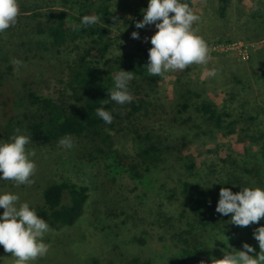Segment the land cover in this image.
<instances>
[{
  "label": "rangeland",
  "instance_id": "rangeland-1",
  "mask_svg": "<svg viewBox=\"0 0 264 264\" xmlns=\"http://www.w3.org/2000/svg\"><path fill=\"white\" fill-rule=\"evenodd\" d=\"M96 1V6L107 4L113 12L105 24L113 41L109 57L116 60L126 52L135 51L139 43L151 47L145 38L154 34V25L135 28V22L142 19V9L147 7V0ZM263 1L229 0L222 15L217 0H192V9L200 17L193 27L209 46V61L207 65L192 64L183 71L165 74L160 83L157 110L143 116L141 123H135L139 134L144 133L142 130L147 127L152 131L153 140L164 144L174 140L179 142L185 137L189 141L187 154L194 158V172L199 176L206 178L213 174L215 179L226 166L223 160L228 156L248 168L260 167L264 174L262 150L245 133L240 137L237 134L228 137L212 134L200 119H195L200 128L191 124V127L181 129L170 122L180 99L174 82L184 74L203 92V98L212 100L219 107L223 104L229 107L233 119H239L243 112L255 116L252 134H264ZM81 4L90 3L86 0H19L18 15H30L31 12L23 13L30 8L33 12L54 15L67 11L80 18L84 15L79 10ZM14 26L0 33V95H3L0 108L5 100L16 113L9 128L5 126L6 119H0V141L5 142L15 129L25 133L26 116L35 113L36 107L28 101L27 91L31 89L38 95H48L63 87L60 80H68L77 55L73 44L56 47L43 41L42 37L23 36ZM34 26V21L30 23L28 19H20V27L24 30L30 31ZM132 31H137L139 38H132ZM17 60L22 63H15ZM211 67L217 69L216 76H204V69ZM243 122H249L245 115ZM204 128L205 133L202 132ZM109 133L121 153L132 156L139 151L138 134L126 130L117 132L116 129ZM243 138L245 141H241ZM72 139L73 147L66 149L57 142L43 143L30 138L26 149L34 150L36 164L32 183L15 185L10 180L0 181V192H14L19 196L17 204L26 201L36 210L43 205L44 189L52 183L68 181L89 188V198L81 217L72 226L50 228L43 237L49 245L47 254L29 264H133V259L150 261V264H174L177 249L173 240L181 229L186 228L187 222L192 221L188 212L185 217L179 215L182 198L177 182L185 174L180 164L170 157L157 168L151 167V172L142 182L135 181L92 144L84 139ZM258 179L248 180L250 185L246 187H264L261 181L257 183ZM257 222H264V217ZM230 224L234 229L235 225ZM253 227L254 224L245 228L238 226L239 243L231 229L217 236L205 231L203 240L212 246L216 259L222 258V249L241 250L242 242L250 244L258 252V242L250 233ZM217 237L224 242L215 240L213 245L211 242ZM13 259L11 253L0 245V264H13Z\"/></svg>",
  "mask_w": 264,
  "mask_h": 264
},
{
  "label": "trees",
  "instance_id": "trees-1",
  "mask_svg": "<svg viewBox=\"0 0 264 264\" xmlns=\"http://www.w3.org/2000/svg\"><path fill=\"white\" fill-rule=\"evenodd\" d=\"M86 1L90 4H81L79 10L84 14H94L98 17V23L90 26H79L80 18L68 14L67 11H60L54 15L33 12L27 8L23 13L31 12L30 15L17 17L14 27H17L19 34L21 31V35L25 37H42L43 41L56 47L73 44L77 48L75 66L70 68L68 80H60L63 87L48 95H38L31 89L27 91L26 97L36 110L30 117L26 116L28 123L24 126L25 133L43 143L58 142L65 135L84 139L97 151L106 154L108 159L135 181L142 182L151 172V167L157 168L170 157L174 158L185 171L184 178L177 182L181 188L182 198V211L179 215L185 217V213L188 212L192 216V221L187 222L186 228L181 229L173 240L177 249L174 264H201V261L210 264L214 253L212 248H207L212 246L203 240V232H213L217 236L231 229L237 242H241L238 226L235 225L234 229L231 227L229 220L231 214L221 215L215 211L219 189L228 187L236 192L239 188L249 186L248 180L254 177L259 178L257 183L261 181L264 186V174L260 172L262 169L248 168L242 165L241 161L228 156L223 160L226 166L215 179L212 178L213 174L205 178L194 172L195 160L187 154L189 141L185 137L179 142L174 140L164 144L153 140L152 131L147 127H143L144 133L139 134L136 126L138 122L141 123L140 119L148 116L150 111L157 110L160 103L159 88L163 78L147 74L146 64L150 46L146 44L139 43L135 51L126 52L116 60L109 57L113 41L105 24L113 16V12L107 4L96 6V0ZM217 1L223 15L229 0ZM187 2L192 7V0ZM262 5L264 11V1ZM24 18L30 20V23L35 22L30 31L25 29L26 32L20 27V19ZM118 68L134 73L133 79L128 83L133 100L124 105L111 100L105 104L103 101L108 99L107 93L114 85L112 77ZM174 88L179 91L180 99L174 107L175 115L170 122L176 128L186 129L191 127V124L200 128L195 124V119H200L202 125L204 124L212 134L216 133L222 137L237 134L240 137L245 133L252 143L260 146L264 156V134L258 136L252 134L255 131L254 121L257 119L255 116L243 112L239 119H233L229 107L225 104L219 107L212 100L203 98V92L199 91L195 83L184 74L176 78ZM14 103L13 101V105ZM97 107H103L111 112L113 119L110 124H105L96 115ZM190 112L192 113L187 117H183ZM0 114H3L0 119H6L5 126L9 128L16 115L14 107L4 100ZM244 115L249 122H243ZM113 129L117 132L126 130L138 134L139 151L132 156L121 153L114 146L113 136L109 133ZM205 131L204 128L202 132ZM241 141H245V138ZM88 192L89 188L84 185L68 181L52 183L43 191V205L36 210L37 215L52 229L72 226L84 212L89 198ZM65 199L67 202H64ZM261 225H264V222L254 223L250 233ZM132 263L150 264V261L140 262L139 259H133Z\"/></svg>",
  "mask_w": 264,
  "mask_h": 264
},
{
  "label": "clouds",
  "instance_id": "clouds-1",
  "mask_svg": "<svg viewBox=\"0 0 264 264\" xmlns=\"http://www.w3.org/2000/svg\"><path fill=\"white\" fill-rule=\"evenodd\" d=\"M18 13L19 0H0V33L16 24ZM142 13V19L135 22V28L154 25L156 29L150 38H145L151 44L148 49L147 74L163 77L170 71H183L192 64L207 65L210 49L193 27V23L200 17L187 0H147V7L142 9ZM97 20L98 17L94 14H84L80 17L79 26H90ZM130 35L134 39L139 38L137 31H132ZM15 63L22 62L17 60ZM216 74L215 67L205 68L203 72L206 77H214ZM133 77L132 71L118 68L112 77L113 88L107 93L108 99L103 103L106 104L109 100L119 105L131 102L133 96L128 83ZM95 113L105 124L112 122L113 116L105 108L97 107ZM29 142L30 135L22 133L20 129H15L8 141H0V181L10 180L15 185L32 183L31 176L36 164L33 159L34 150L26 149ZM57 143L66 149L73 147L70 135L61 137ZM18 201V194L0 192V208L3 209L0 212V245L11 253L13 264H29L37 257L47 254L49 245L43 237L50 231V227L28 202L17 204ZM215 211L221 215L231 214L230 222L236 226L254 224L264 217V187H242L236 192L228 187H221ZM252 235L258 242V252L250 244L242 242L241 250L222 249V258L212 257L210 264H264V225L256 227ZM215 240L223 241L217 237L211 243ZM201 264L204 262L201 261Z\"/></svg>",
  "mask_w": 264,
  "mask_h": 264
}]
</instances>
